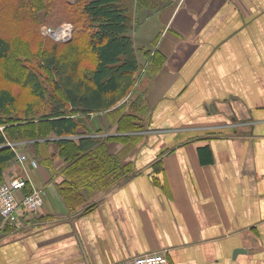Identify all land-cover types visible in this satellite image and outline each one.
<instances>
[{"label":"crops","instance_id":"1","mask_svg":"<svg viewBox=\"0 0 264 264\" xmlns=\"http://www.w3.org/2000/svg\"><path fill=\"white\" fill-rule=\"evenodd\" d=\"M122 3L141 73L139 141L109 142L119 164L88 177L71 210L57 185L69 159L52 144L49 163L35 158L0 124V183L22 176L19 198L43 196L23 225L0 221V264H122L154 250L170 264H264V0ZM77 117L71 139L132 134L109 110Z\"/></svg>","mask_w":264,"mask_h":264},{"label":"trees","instance_id":"2","mask_svg":"<svg viewBox=\"0 0 264 264\" xmlns=\"http://www.w3.org/2000/svg\"><path fill=\"white\" fill-rule=\"evenodd\" d=\"M63 19L74 25L72 39L45 40L39 26ZM131 29L122 0H0V124L7 139L25 141L35 158L49 163L42 152L52 144L69 159L57 185L71 210L85 199L80 186L88 177L101 180L119 164L104 153L109 142L139 141L134 132L143 126L134 110L124 111L126 101L110 109L132 90L139 69ZM101 110L116 116L117 131L132 134L69 138L81 127L77 115ZM118 177L127 175L122 171L110 185Z\"/></svg>","mask_w":264,"mask_h":264},{"label":"built area","instance_id":"3","mask_svg":"<svg viewBox=\"0 0 264 264\" xmlns=\"http://www.w3.org/2000/svg\"><path fill=\"white\" fill-rule=\"evenodd\" d=\"M65 31V33L63 32ZM71 26L62 24L57 27L45 26L42 30L43 34H47L54 38L66 40L71 37ZM28 156L26 154H18L17 158L24 161ZM33 162L35 160L33 159ZM26 184L25 177L15 176L9 180L0 183V221L1 224H14L21 226L27 219L29 213H34L43 205L42 190L40 188H32L30 192L18 197V192ZM122 264H170L164 250H154L144 252L142 254L133 255Z\"/></svg>","mask_w":264,"mask_h":264},{"label":"rangeland","instance_id":"4","mask_svg":"<svg viewBox=\"0 0 264 264\" xmlns=\"http://www.w3.org/2000/svg\"><path fill=\"white\" fill-rule=\"evenodd\" d=\"M72 1H74V0H72ZM42 16H43V14H42ZM41 16V17H42ZM58 19H60V16L59 15H55L54 16V21H56V20H58ZM62 24H67V25H70L71 26V37L70 38H68V39H66V40H63V39H56V38H54V37H52V36H49V35H47V34H43V32H42V30H43V28L45 27V26H50V27H57V26H60V25H62ZM73 28H74V25L73 24H71V22L70 21H67V20H65V19H63V20H61V21H59L57 24H51V23H42L40 26H39V30H40V33H41V35L45 38V40H53V41H56V42H58V43H64V42H66V41H68L69 39H72V35H73ZM140 75H141V73H137V71L134 73V79L136 80L138 77L140 78ZM135 80H134V82H135ZM139 86V85H138ZM136 95V89L134 90V88H132V90L127 94V96H125V97H123L121 100H123V101H126V108H125V112H129L130 110H134V105H135V103H137V99L138 98H136V97H132V100H134V101H132V104H134V105H132V108L130 107L131 106V104H130V102H131V96H135ZM138 96V95H137ZM135 98V99H134ZM139 99H140V96H139ZM133 112V111H132ZM134 113H136V111L134 110ZM137 114V113H136ZM137 116L139 117V119H143L142 118V115L141 114H137Z\"/></svg>","mask_w":264,"mask_h":264},{"label":"water","instance_id":"5","mask_svg":"<svg viewBox=\"0 0 264 264\" xmlns=\"http://www.w3.org/2000/svg\"><path fill=\"white\" fill-rule=\"evenodd\" d=\"M237 251H234V253H236Z\"/></svg>","mask_w":264,"mask_h":264},{"label":"bare ground","instance_id":"6","mask_svg":"<svg viewBox=\"0 0 264 264\" xmlns=\"http://www.w3.org/2000/svg\"><path fill=\"white\" fill-rule=\"evenodd\" d=\"M63 32L65 33V31L63 30Z\"/></svg>","mask_w":264,"mask_h":264}]
</instances>
